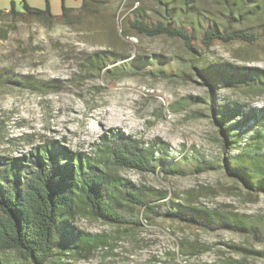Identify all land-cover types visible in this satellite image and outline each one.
I'll return each instance as SVG.
<instances>
[{"label": "rangeland", "instance_id": "rangeland-1", "mask_svg": "<svg viewBox=\"0 0 264 264\" xmlns=\"http://www.w3.org/2000/svg\"><path fill=\"white\" fill-rule=\"evenodd\" d=\"M21 1L0 0V11H8L13 2L15 10L22 12ZM133 1L147 15L154 19L161 17L162 10L154 0ZM27 2L35 8L45 7V0ZM49 2L53 11L61 12V0ZM64 3L74 8L75 18L82 0ZM98 3L80 23L75 19L72 25L59 19L24 20L19 15L0 14V155H21L55 141L97 159L104 156L99 162L101 167L133 184L167 195L176 194L181 204H187L188 198L193 206L232 213L252 225L264 223V195H247L219 165L200 173L188 165L187 173L170 175L160 170L139 173L106 161L101 145L103 137L115 132L130 135L144 146L159 139L183 166L186 163L183 157L190 155L191 147L214 164H222L230 153L222 146L220 128L212 119L209 94L213 90L193 67L198 62L188 60L190 56L178 40L118 38L120 17L134 7L130 0H98ZM252 3L264 6L263 0ZM192 4L204 15L211 16L216 10L214 0H192ZM246 21L254 30L264 32V8ZM102 50L122 55L120 62L132 61L135 55L161 54L175 58L184 72L181 76L153 78L124 71L103 77L101 71H89L84 65L89 55ZM206 54L208 63L254 65L264 70V37L252 49L241 44H216ZM115 64L107 63L105 68ZM20 76L32 78L40 87L19 83ZM215 93L228 101L254 107L264 105V90L222 88L215 89ZM197 98L205 102H198ZM163 201L169 203L167 198ZM157 209L161 211L162 207ZM124 215L130 217L128 212ZM141 218L139 226L128 224L131 228L125 229L76 216L73 222L82 231L98 234L106 243L69 258L68 264H227L228 261L264 264V230L249 232L207 222L187 226L161 216L151 220ZM185 238L200 244L196 254H186L178 248ZM0 263L21 264V261L12 251H0Z\"/></svg>", "mask_w": 264, "mask_h": 264}, {"label": "trees", "instance_id": "trees-1", "mask_svg": "<svg viewBox=\"0 0 264 264\" xmlns=\"http://www.w3.org/2000/svg\"><path fill=\"white\" fill-rule=\"evenodd\" d=\"M154 1L162 10L161 17L156 19L130 0L134 8L120 17L117 36L126 39L165 37L182 44L190 56L188 60L198 62V66L193 64L197 75L213 90L209 94L212 119L220 128L222 146L230 155L222 159V164H214L191 147L190 155L183 157L186 160L183 166L161 140L144 146L130 135L115 132L103 137L101 145L106 161L139 173L160 170L170 175L187 173L188 165L198 173L219 165L247 195H264V105L254 107L228 101L215 93V89L222 88L244 92L264 90V70L254 65L208 63L205 59L206 52L216 44H241L250 49L260 44L264 32L246 25V20L256 17L264 6L253 4L252 0H214L215 13L208 16L195 8L192 0ZM21 2L24 11L15 10L11 2L9 10L0 11V14L19 15L24 20L59 19L72 25L75 19L80 23L99 5L98 0H82L79 12L73 18L74 8L65 5L64 0H61L58 15L51 12L49 0H45L43 9L30 6L27 0ZM121 57L111 50L96 51L86 58L84 65L89 71H101L103 77L124 71L153 78L181 76L184 72L175 58L161 54L135 55L129 62H120ZM110 62L117 64L105 68ZM19 78L23 85L40 87L39 82L30 77ZM44 85L48 87L49 83ZM103 157L97 159L55 141L21 155H0V251L14 252L21 264H68L69 258L106 243L100 235L82 231L73 222L78 215L125 229L131 228L128 224L139 226L141 217L151 220L161 216L187 226H202L207 222L249 232L262 233L264 230V223L252 225L232 213L193 206L188 198L187 204H181L176 200V194L167 195L158 189L133 184L101 167L99 162ZM165 198L169 203L163 201ZM159 206L161 211L157 209ZM124 212L130 213V217L127 218ZM197 245L200 244L185 238L178 243V248L183 253L196 254ZM227 264L235 263L228 261Z\"/></svg>", "mask_w": 264, "mask_h": 264}, {"label": "crops", "instance_id": "crops-1", "mask_svg": "<svg viewBox=\"0 0 264 264\" xmlns=\"http://www.w3.org/2000/svg\"><path fill=\"white\" fill-rule=\"evenodd\" d=\"M50 8H51V12H52L53 14H55V15H58V14H60V13H58V12H56V11H53V10H52L51 3H50ZM5 9H6V8H5Z\"/></svg>", "mask_w": 264, "mask_h": 264}]
</instances>
